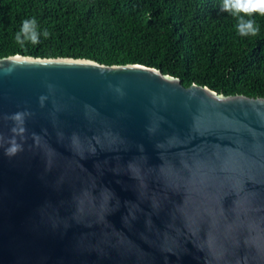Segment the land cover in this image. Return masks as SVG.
<instances>
[{
    "label": "water",
    "instance_id": "obj_1",
    "mask_svg": "<svg viewBox=\"0 0 264 264\" xmlns=\"http://www.w3.org/2000/svg\"><path fill=\"white\" fill-rule=\"evenodd\" d=\"M10 58L0 264H264V97L138 63Z\"/></svg>",
    "mask_w": 264,
    "mask_h": 264
},
{
    "label": "trees",
    "instance_id": "obj_2",
    "mask_svg": "<svg viewBox=\"0 0 264 264\" xmlns=\"http://www.w3.org/2000/svg\"><path fill=\"white\" fill-rule=\"evenodd\" d=\"M221 0H0V58H88L138 63L218 94L264 97V15L255 36L237 34ZM34 17L47 39L21 48L13 39Z\"/></svg>",
    "mask_w": 264,
    "mask_h": 264
},
{
    "label": "clouds",
    "instance_id": "obj_3",
    "mask_svg": "<svg viewBox=\"0 0 264 264\" xmlns=\"http://www.w3.org/2000/svg\"><path fill=\"white\" fill-rule=\"evenodd\" d=\"M220 10L227 12L237 19L236 31L239 36H255L258 32V28L251 17L253 14L264 15V0H221ZM48 36L49 32L47 30H41L37 20L34 17H29L21 21L19 29L15 32L13 39L17 45L21 48H25L29 44L33 46L39 44L41 37L47 39ZM18 63H20L19 60L10 58L7 67H0V76L10 75ZM46 87L49 93H51L53 85L48 84ZM117 91H119V89H117ZM46 99H48L47 96L43 94L40 95L38 97L39 105L43 106ZM28 115H30V113L24 110L17 111L8 117V119L13 121L11 131L14 134L24 132L23 124ZM20 148L21 145L17 143L14 135L11 138V142L5 148V152L7 155L12 156L20 150Z\"/></svg>",
    "mask_w": 264,
    "mask_h": 264
}]
</instances>
